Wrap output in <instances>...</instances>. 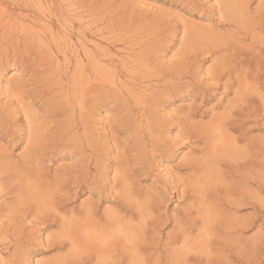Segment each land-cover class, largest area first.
Listing matches in <instances>:
<instances>
[{
  "label": "rangeland",
  "instance_id": "1",
  "mask_svg": "<svg viewBox=\"0 0 264 264\" xmlns=\"http://www.w3.org/2000/svg\"><path fill=\"white\" fill-rule=\"evenodd\" d=\"M42 2L53 78L0 56V264H264V0Z\"/></svg>",
  "mask_w": 264,
  "mask_h": 264
},
{
  "label": "bare ground",
  "instance_id": "2",
  "mask_svg": "<svg viewBox=\"0 0 264 264\" xmlns=\"http://www.w3.org/2000/svg\"><path fill=\"white\" fill-rule=\"evenodd\" d=\"M5 1H11L13 3V0H5ZM24 1L26 2V4H30V6H33L35 8V16H31L26 13L24 14L22 13V11L16 12L12 8H7V7L0 8V56L2 55L4 49L8 50L12 45H15L16 47L20 45H29L32 52L35 53V55L31 58V60H33L31 65L39 66L41 64L43 65L47 64L45 68V72L51 70L50 73H47V79H52L54 75L53 74L54 70L51 69V65L53 63V61L51 62V59L59 56V54L60 55L62 54L61 48L65 38L57 36L54 33V31H52V29L48 26V24L43 21L45 16V10L40 4V2L43 4L42 0H24ZM226 1L228 0H220V5L225 6V8H227V6H230L232 5L231 3L235 2V0H229L228 2ZM65 5L67 9L72 10V13L79 12L78 7H74V4L67 3ZM53 46L56 49H54ZM48 48L50 50L45 53L46 49ZM84 51L86 52L87 65H89L90 71L87 73V75H85L87 70L86 64H79L77 66V76L75 75L72 81L68 85L74 91L72 93V96L77 98L78 100L77 105H79L80 108L83 106V104L84 105L86 104V101L88 99V97H86L87 93L89 94L96 91V89H94V86L95 83L98 82V77H97L98 64L96 62L95 54L91 50H88L87 52L86 49H84ZM32 52H29L28 55H31ZM11 60L7 58V55L3 57V60L0 58V66L2 65L4 66L7 64L9 65ZM59 80L60 79L58 78V81ZM17 88H18L17 83L15 82L12 83V80L9 81L8 88H6L5 91L11 92V95L8 96L7 94L8 99L5 100V102L12 101L11 98L14 96V92ZM91 95H93V93ZM17 99H19L18 96ZM80 112L81 113L83 112L82 108L80 109ZM213 128L215 130L216 126L212 127L211 129ZM217 131L218 130H216V132ZM216 140H222V139L221 137L218 136L217 138L216 136L214 142H217ZM218 143H222V142H218ZM214 145L217 144L214 143ZM212 151L208 153L209 155L206 157V159H208ZM62 220L64 226H66L65 220L64 219ZM4 226L5 225L2 223V221H0V228H4ZM66 229L67 226L65 227V230ZM68 239L71 242V244H74V239L72 237H68ZM2 264H5V261H3Z\"/></svg>",
  "mask_w": 264,
  "mask_h": 264
},
{
  "label": "snow or ice",
  "instance_id": "3",
  "mask_svg": "<svg viewBox=\"0 0 264 264\" xmlns=\"http://www.w3.org/2000/svg\"><path fill=\"white\" fill-rule=\"evenodd\" d=\"M169 39H171V37H169ZM177 39H178V37H177ZM180 90H182V89H178V91H180ZM98 187L100 188L101 191H105L106 190V189L103 188L102 185L98 184ZM92 195L94 196L95 192H93ZM26 264H34V262L33 261H27ZM89 264H91V262H89Z\"/></svg>",
  "mask_w": 264,
  "mask_h": 264
}]
</instances>
